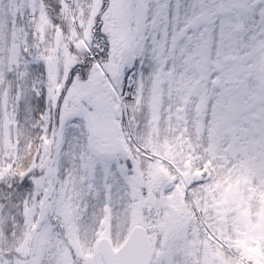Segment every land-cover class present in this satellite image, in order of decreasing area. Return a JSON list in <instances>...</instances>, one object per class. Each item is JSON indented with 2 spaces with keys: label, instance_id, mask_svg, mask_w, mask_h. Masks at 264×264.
<instances>
[{
  "label": "snow or ice",
  "instance_id": "6c2138e0",
  "mask_svg": "<svg viewBox=\"0 0 264 264\" xmlns=\"http://www.w3.org/2000/svg\"><path fill=\"white\" fill-rule=\"evenodd\" d=\"M0 264H264V0H0Z\"/></svg>",
  "mask_w": 264,
  "mask_h": 264
}]
</instances>
